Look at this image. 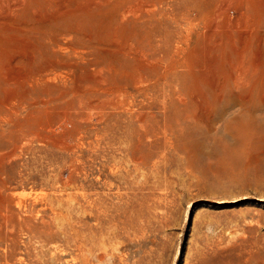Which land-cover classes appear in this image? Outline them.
<instances>
[{"label":"rangeland","instance_id":"rangeland-1","mask_svg":"<svg viewBox=\"0 0 264 264\" xmlns=\"http://www.w3.org/2000/svg\"><path fill=\"white\" fill-rule=\"evenodd\" d=\"M15 1L0 264H264V0Z\"/></svg>","mask_w":264,"mask_h":264},{"label":"bare ground","instance_id":"bare-ground-1","mask_svg":"<svg viewBox=\"0 0 264 264\" xmlns=\"http://www.w3.org/2000/svg\"><path fill=\"white\" fill-rule=\"evenodd\" d=\"M8 0H0V16H3L4 13H10V10L8 9V7L6 6V3H7ZM26 0H16L15 3H14V6H20L23 4H25ZM38 11V8H35L33 10V14H36V12ZM56 46L60 49H67L69 46L66 45L65 42H57L56 43ZM53 52H54V55H59L56 53V50L53 48ZM66 70V69H69L71 71H74V68L73 67H66L62 64H59L57 62H55V59H50L47 64H46V71L47 72H50V73H46L44 75V77H47L48 79L50 78V75L54 74L59 71V70ZM38 197V196H37ZM17 199V202H16V207H14L12 209V211L17 215L19 216V220L20 222H25L24 219H22V217L20 216V213H23L25 212L26 210L28 209H36V207L38 206L36 204L37 200H29V198H27V195H20L19 198H16ZM92 210V209H91ZM89 210L88 213L91 211ZM87 213V214H88ZM55 214V217L57 218V216L59 217L58 222H56V219H54L53 215H46V216H43V219H45L46 217H48L51 221H45L43 220L42 221V224L43 225H48V226H51L52 223L53 224H59L61 226H65V228L68 230V229H73L75 233H78L80 231L79 228H82V225H86V224H89L90 225V220L92 218H96L97 220V224L98 225H103V221H104V217L106 215L109 216V214H104L103 212L98 214L97 216H90L88 217L87 219H80V218H74L70 215H65V214H62V213H54ZM86 214V215H87ZM30 219H33L32 217ZM53 220V221H52ZM57 247L54 248L55 251H57ZM17 263L18 264H27L25 259L24 258H19L17 260Z\"/></svg>","mask_w":264,"mask_h":264}]
</instances>
